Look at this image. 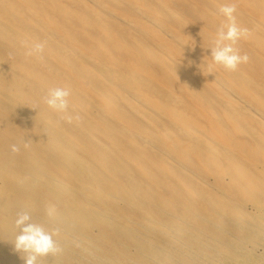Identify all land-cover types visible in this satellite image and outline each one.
I'll return each instance as SVG.
<instances>
[{
  "label": "bare ground",
  "instance_id": "bare-ground-1",
  "mask_svg": "<svg viewBox=\"0 0 264 264\" xmlns=\"http://www.w3.org/2000/svg\"><path fill=\"white\" fill-rule=\"evenodd\" d=\"M228 3L252 32L232 72L209 67ZM53 87L79 121L47 106ZM248 206L264 207V0H0V264H24L20 212L57 230L36 264H237L264 251Z\"/></svg>",
  "mask_w": 264,
  "mask_h": 264
},
{
  "label": "clouds",
  "instance_id": "clouds-1",
  "mask_svg": "<svg viewBox=\"0 0 264 264\" xmlns=\"http://www.w3.org/2000/svg\"><path fill=\"white\" fill-rule=\"evenodd\" d=\"M237 11L235 3L224 4L219 8L220 14L226 18V23H222L216 32V47L211 50L212 63L209 66L220 67L226 71H236L239 65L247 63L249 56L245 53L240 54L236 47L241 38L247 39L252 35L248 28H241L236 23L234 13ZM45 43H35L27 48V56H35L43 60ZM11 57V53L9 54ZM71 91L68 88L53 87L48 90V95L45 100L47 106L60 114V119L67 123H72L73 120L79 121L81 117H75L68 114L69 98ZM27 146V144H25ZM17 145L11 146L12 152H19ZM31 219L27 212L17 213L15 225L21 229L20 234L15 237L14 251L17 253L24 252L27 255L21 257L24 264H36L38 257H45L49 254L56 255L62 251L53 237L57 234V230L51 232L39 225L28 223Z\"/></svg>",
  "mask_w": 264,
  "mask_h": 264
},
{
  "label": "rangeland",
  "instance_id": "rangeland-1",
  "mask_svg": "<svg viewBox=\"0 0 264 264\" xmlns=\"http://www.w3.org/2000/svg\"><path fill=\"white\" fill-rule=\"evenodd\" d=\"M253 210H254V208L252 206H248V211L249 212H253L254 215H256L255 213H257V216H259L256 219V221L259 220L264 225V215H263L264 214V207L259 212H256V211H253ZM262 233L263 232H260L259 235L261 234V237H264V233H263V236H262ZM245 236L251 238L254 235H252L251 233L248 234L246 232L243 235V237H245ZM259 243L260 244H264L263 238H261V241H259ZM71 249L73 251V248H71ZM240 255L243 257V253H241ZM259 256L264 257V251H263L262 247L259 248V246H258V247L255 248V251H252L251 253H248V257H247L248 260H246V259L240 260V261L237 262V264H264V262L261 263L259 261V259H258ZM53 264H55V263H53ZM83 264H86V263H83Z\"/></svg>",
  "mask_w": 264,
  "mask_h": 264
}]
</instances>
